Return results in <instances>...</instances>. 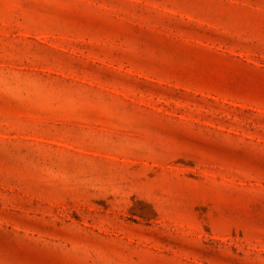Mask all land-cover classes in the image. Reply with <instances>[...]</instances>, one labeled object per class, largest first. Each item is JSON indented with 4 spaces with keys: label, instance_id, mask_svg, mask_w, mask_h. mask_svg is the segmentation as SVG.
<instances>
[{
    "label": "rangeland",
    "instance_id": "1",
    "mask_svg": "<svg viewBox=\"0 0 264 264\" xmlns=\"http://www.w3.org/2000/svg\"><path fill=\"white\" fill-rule=\"evenodd\" d=\"M0 264H264V0H0Z\"/></svg>",
    "mask_w": 264,
    "mask_h": 264
}]
</instances>
